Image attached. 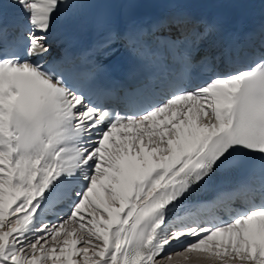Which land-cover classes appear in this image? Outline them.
I'll list each match as a JSON object with an SVG mask.
<instances>
[{
  "label": "snow or ice",
  "instance_id": "obj_1",
  "mask_svg": "<svg viewBox=\"0 0 264 264\" xmlns=\"http://www.w3.org/2000/svg\"><path fill=\"white\" fill-rule=\"evenodd\" d=\"M10 3L18 12L5 25L0 0V264H264V43L200 63L193 52L214 26L194 25L190 10L205 0H91L178 6L147 25L105 16L98 56L118 44L141 61L186 52L153 94L118 98L94 76L69 84L44 59L54 20L80 0ZM239 169L242 184L193 198Z\"/></svg>",
  "mask_w": 264,
  "mask_h": 264
},
{
  "label": "bare ground",
  "instance_id": "obj_2",
  "mask_svg": "<svg viewBox=\"0 0 264 264\" xmlns=\"http://www.w3.org/2000/svg\"><path fill=\"white\" fill-rule=\"evenodd\" d=\"M232 2H233V0H205V4H206L205 6L209 7L214 13H218V14L228 13L232 8ZM2 9L7 13V15L12 20H14L16 18L18 10L16 8L12 7L10 0H3V8ZM76 9H77V7L69 10V14L66 17H64L62 22L59 23L58 27L60 29H65L66 27H70V25L74 21ZM54 22H55V20H54ZM55 30H57V29L54 27V23H53L52 32ZM51 36H52V33H51ZM227 39H228V36H226L224 38V40L221 44H217L214 46V48L216 49V51L220 55L221 54L228 55V52H227L226 46H225ZM51 51L52 52L57 51V47L53 43V39H52ZM227 64L230 66L229 62H227ZM47 214L49 217L53 216V212H51V211L44 213L43 216H47ZM55 222H56V220H50L49 221V223H55ZM185 242H186V240L177 242V243L173 244L172 247H177L180 244H183ZM166 251H168V249H166ZM181 259L182 258L173 256V261H178ZM186 264H211V261L206 260V259H201V260L197 261L195 258H193V260L186 262ZM217 264H219V262H217Z\"/></svg>",
  "mask_w": 264,
  "mask_h": 264
}]
</instances>
